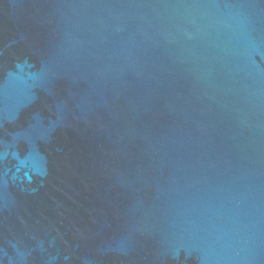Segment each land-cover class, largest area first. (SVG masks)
Wrapping results in <instances>:
<instances>
[{
    "label": "water",
    "instance_id": "95a60500",
    "mask_svg": "<svg viewBox=\"0 0 264 264\" xmlns=\"http://www.w3.org/2000/svg\"><path fill=\"white\" fill-rule=\"evenodd\" d=\"M0 264H264V0H0Z\"/></svg>",
    "mask_w": 264,
    "mask_h": 264
}]
</instances>
